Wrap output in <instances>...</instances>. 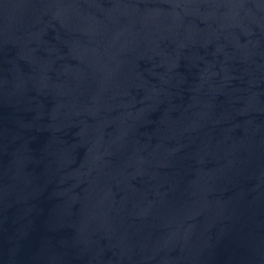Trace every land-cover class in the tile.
Returning a JSON list of instances; mask_svg holds the SVG:
<instances>
[{
  "label": "water",
  "instance_id": "obj_1",
  "mask_svg": "<svg viewBox=\"0 0 264 264\" xmlns=\"http://www.w3.org/2000/svg\"><path fill=\"white\" fill-rule=\"evenodd\" d=\"M0 264H264V0H0Z\"/></svg>",
  "mask_w": 264,
  "mask_h": 264
}]
</instances>
